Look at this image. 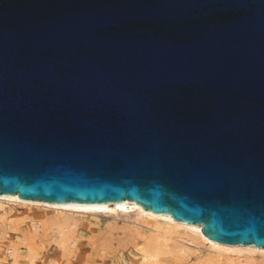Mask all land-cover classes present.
I'll use <instances>...</instances> for the list:
<instances>
[{"label":"water","instance_id":"water-1","mask_svg":"<svg viewBox=\"0 0 264 264\" xmlns=\"http://www.w3.org/2000/svg\"><path fill=\"white\" fill-rule=\"evenodd\" d=\"M1 195L264 248V0H0Z\"/></svg>","mask_w":264,"mask_h":264},{"label":"bare ground","instance_id":"bare-ground-1","mask_svg":"<svg viewBox=\"0 0 264 264\" xmlns=\"http://www.w3.org/2000/svg\"><path fill=\"white\" fill-rule=\"evenodd\" d=\"M21 208L26 212L23 214L26 221L30 222L31 232L23 234L29 259L35 258L33 240L43 236L54 241L63 256H71L80 243L78 228L81 220L104 215L111 218L108 222L111 227L123 231L119 242L129 249V254L133 253L130 254L133 255L131 264H164L169 259L182 263L195 251L201 254L194 264H264V248L213 241L203 234L200 225L176 221L168 214L146 211L135 202L47 203L23 200L17 195L0 196V217L8 214L15 217ZM0 235V240H4L3 229ZM19 246L14 243L4 246L3 241L0 242V256L4 251L13 264H17L21 258Z\"/></svg>","mask_w":264,"mask_h":264},{"label":"rangeland","instance_id":"rangeland-1","mask_svg":"<svg viewBox=\"0 0 264 264\" xmlns=\"http://www.w3.org/2000/svg\"><path fill=\"white\" fill-rule=\"evenodd\" d=\"M20 213L23 215L26 212L21 208L17 213L18 216L17 214L15 217L14 215L8 214L0 217V230H4L3 245L7 246L12 243L20 245L21 258L17 264H131V257H133V255L130 254L133 253L129 254V249H125L119 242L124 235L123 231L121 228L111 227V224H108L111 218H106V216L103 217L104 215L95 216L89 220H81V225L78 228L80 243L75 253L71 256H63V253L59 250L55 242L49 237L45 238L43 236L41 238H36L37 240L34 238L36 241L33 240V246L36 247L33 248L32 252L35 258L29 259V250L24 247L23 244V234L31 232L29 228L30 222L28 220L26 221L25 215L21 216ZM32 213H36V211ZM2 241L0 240V242ZM129 248L133 249V246ZM1 254L0 264H13L12 259L7 257L4 251ZM200 254V251H195L191 253V257L189 256L187 260L182 261V263H180L181 261L178 262L169 259L164 262V264H194Z\"/></svg>","mask_w":264,"mask_h":264}]
</instances>
